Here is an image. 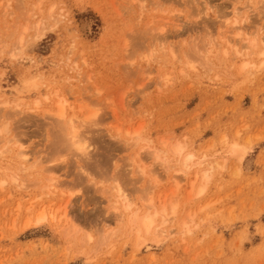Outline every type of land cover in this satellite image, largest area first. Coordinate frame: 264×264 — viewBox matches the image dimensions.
Listing matches in <instances>:
<instances>
[{"label": "rangeland", "instance_id": "rangeland-1", "mask_svg": "<svg viewBox=\"0 0 264 264\" xmlns=\"http://www.w3.org/2000/svg\"><path fill=\"white\" fill-rule=\"evenodd\" d=\"M263 47L264 0H0V264H264Z\"/></svg>", "mask_w": 264, "mask_h": 264}, {"label": "bare ground", "instance_id": "bare-ground-1", "mask_svg": "<svg viewBox=\"0 0 264 264\" xmlns=\"http://www.w3.org/2000/svg\"><path fill=\"white\" fill-rule=\"evenodd\" d=\"M257 40V39H256ZM256 40H253V42H252V46H256ZM256 43V44H255ZM260 56L261 57H263L264 56V47L262 48V50H261V54H260ZM248 65V63L247 64H245V66L244 67H246ZM25 86L26 87H28L29 89H32V88H35V87H37V81L35 80V79H28V80H26L25 81ZM54 115L55 116H57V118L58 119H61V120H63L64 119V117H65V113H64V109L63 108H59L57 111H56V113H54ZM73 119H75V118H73ZM71 120L70 121V123H69V125H70V127H72V129H71V132L68 134V136L70 137L69 138V142H68V145H69V147H71L72 149H73V151L76 153H80L81 155L83 154H85L86 153V149H85V147H83L82 145H80V144H77L76 142H75V139L77 138V132H76V128L73 126L74 125V120ZM86 119H88L89 120V118H86ZM87 121V120H86ZM1 130V129H0ZM3 130V129H2ZM0 134H2V133H0ZM178 144V143H177ZM164 146V145H163ZM240 148H242V147H240ZM243 149V148H242ZM183 149H182V146L180 145V144H178V145H175L174 146V153L176 154V155H181V151H182ZM245 150V149H244ZM243 151V150H242ZM243 153H245V152H243ZM79 154V155H80ZM20 156H21V158L22 159H25V158H27L26 157V155H24L23 154V152L21 153V154H19ZM175 156V155H174ZM160 157V156H159ZM192 161H193V156L192 155H187V156H185L184 157V159L182 160V163H181V165H182V168H184L185 170H189V169H191L192 167H193V165H192ZM183 169V170H184ZM213 169V168H212ZM182 170V169H181ZM182 172H184V171H182ZM211 171L209 170H206L203 174H202V179H203V181H205V182H207L208 181V179L211 177ZM210 180V179H209ZM51 181V184L49 185V188H52V189H57V182L54 180V179H52V180H50ZM204 183V182H203ZM208 183V182H207ZM204 187H202L200 190H199V195L200 194H202V193H204L203 191H204V189H203ZM54 191V190H53ZM123 196V195H122ZM121 196V197H122ZM124 201H125V203H127L128 201L126 200V198L124 197ZM131 204V203H130ZM130 204L128 203V204H125L124 206H125V209L126 210H128L130 207H132V206H130ZM132 205V204H131ZM68 210V209H67ZM150 210V209H149ZM65 211H66V209H65ZM67 212V211H66ZM115 212L118 214V209H115ZM136 213V212H135ZM135 213H134V215L133 216H135V219H136V222L137 223H139V233H143V235H144V237H146V236H148L149 234H151V233H154L155 234V236H156V230L158 231V229H157V227H155V224H156V220H157V217L159 216V215H162L163 216V218L165 219V215L166 214H164L165 213V211L164 210H162L161 212L159 211V212H154V214L152 213V214H149V213H146L145 215H143L142 217H137V215H135ZM176 213V210L173 208V214H175ZM121 214V213H120ZM137 214V213H136ZM132 216V217H133ZM166 216H169V215H166ZM64 217H65V215H64ZM66 217H67V215H66ZM65 217V218H66ZM167 219H168V217H167ZM167 219H165L164 221H163V223L162 224H164V223H166L167 222ZM54 220V219H53ZM65 220V219H64ZM46 221V217L44 216V215H41V216H38L37 218H36V220H35V222H34V224L36 225V226H40V225H42L44 222ZM170 222V221H169ZM134 224H135V222H134ZM167 224V223H166ZM134 226H136V225H134ZM164 226H165V224H164ZM138 227V226H137ZM137 227H136V231H137ZM161 231V230H160ZM138 232V231H137ZM160 233V232H159ZM153 234V235H154ZM165 234V233H164ZM158 235V234H157ZM160 236V235H159ZM140 237H141V234H140ZM141 240V239H140ZM142 242V241H141ZM144 244V243H143ZM147 248V247H146ZM148 249V248H147Z\"/></svg>", "mask_w": 264, "mask_h": 264}]
</instances>
